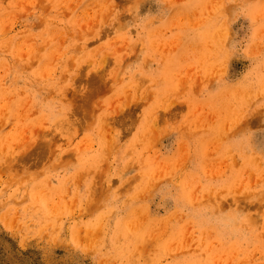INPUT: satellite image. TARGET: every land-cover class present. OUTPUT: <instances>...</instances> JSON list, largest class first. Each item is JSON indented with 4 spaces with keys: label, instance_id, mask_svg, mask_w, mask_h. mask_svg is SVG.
Listing matches in <instances>:
<instances>
[{
    "label": "rangeland",
    "instance_id": "374dc122",
    "mask_svg": "<svg viewBox=\"0 0 264 264\" xmlns=\"http://www.w3.org/2000/svg\"><path fill=\"white\" fill-rule=\"evenodd\" d=\"M0 264H264V0H0Z\"/></svg>",
    "mask_w": 264,
    "mask_h": 264
}]
</instances>
